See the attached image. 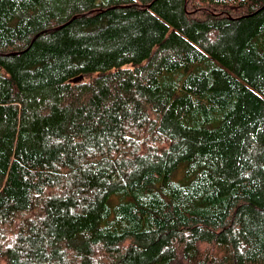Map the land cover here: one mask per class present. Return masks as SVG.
<instances>
[{
    "label": "trees",
    "instance_id": "obj_1",
    "mask_svg": "<svg viewBox=\"0 0 264 264\" xmlns=\"http://www.w3.org/2000/svg\"><path fill=\"white\" fill-rule=\"evenodd\" d=\"M0 264H264V0H0Z\"/></svg>",
    "mask_w": 264,
    "mask_h": 264
}]
</instances>
